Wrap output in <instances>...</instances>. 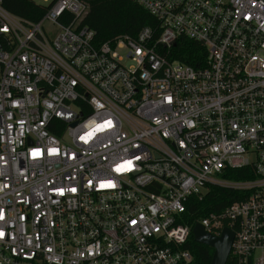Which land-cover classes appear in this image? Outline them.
<instances>
[{
  "label": "built area",
  "instance_id": "obj_1",
  "mask_svg": "<svg viewBox=\"0 0 264 264\" xmlns=\"http://www.w3.org/2000/svg\"><path fill=\"white\" fill-rule=\"evenodd\" d=\"M90 1L0 0V264H191L197 223L264 264V0H133L156 27L101 44ZM214 187L244 195L187 224Z\"/></svg>",
  "mask_w": 264,
  "mask_h": 264
},
{
  "label": "trees",
  "instance_id": "obj_2",
  "mask_svg": "<svg viewBox=\"0 0 264 264\" xmlns=\"http://www.w3.org/2000/svg\"><path fill=\"white\" fill-rule=\"evenodd\" d=\"M2 5L10 12L30 19H38L44 8L32 0H2ZM83 23L95 31L97 43L113 42L119 37H135L139 31L146 27H156L157 20L146 9L133 0H91ZM171 58L197 66L205 54V48L194 40L186 37L178 38L171 50ZM230 179H247L252 175L246 169L229 170L226 175ZM241 195V196H240ZM229 189L214 187L202 202L191 203L185 213V222L195 225L202 217L212 211H220L232 201L243 197ZM187 249L192 252L191 264H211L214 249L195 241L190 236ZM227 264H234L228 260Z\"/></svg>",
  "mask_w": 264,
  "mask_h": 264
},
{
  "label": "water",
  "instance_id": "obj_3",
  "mask_svg": "<svg viewBox=\"0 0 264 264\" xmlns=\"http://www.w3.org/2000/svg\"><path fill=\"white\" fill-rule=\"evenodd\" d=\"M192 233L195 241L214 249L211 264H227L234 239L231 229L226 227L220 236H215L206 232L204 227L197 223L193 227Z\"/></svg>",
  "mask_w": 264,
  "mask_h": 264
},
{
  "label": "rangeland",
  "instance_id": "obj_4",
  "mask_svg": "<svg viewBox=\"0 0 264 264\" xmlns=\"http://www.w3.org/2000/svg\"><path fill=\"white\" fill-rule=\"evenodd\" d=\"M39 4H42V5H48V3L50 2V0H33ZM50 31H54L55 29L54 28H49Z\"/></svg>",
  "mask_w": 264,
  "mask_h": 264
}]
</instances>
